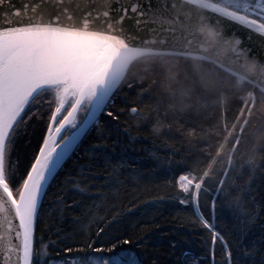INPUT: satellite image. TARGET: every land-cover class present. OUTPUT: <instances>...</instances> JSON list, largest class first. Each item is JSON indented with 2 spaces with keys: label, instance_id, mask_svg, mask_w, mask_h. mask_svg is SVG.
Here are the masks:
<instances>
[{
  "label": "snow or ice",
  "instance_id": "6c2138e0",
  "mask_svg": "<svg viewBox=\"0 0 264 264\" xmlns=\"http://www.w3.org/2000/svg\"><path fill=\"white\" fill-rule=\"evenodd\" d=\"M41 2L36 0L32 10ZM27 7L25 4V11ZM109 9L112 15L103 29L90 26L91 11L80 25H63L56 16L48 22L0 27V264H144L132 248L122 247L130 245L131 239L114 234L113 227L119 223L121 210L116 201L124 187V169L131 165L98 151L101 145L80 147L90 127L95 125L100 131L102 114L120 119L108 108L137 64H143L145 72L156 65L166 71V98L158 96L152 106L151 100L142 95L146 89H141V103L156 113L153 134L171 128L160 117L161 106L183 113L197 105L207 107L209 99L226 104L228 94L244 93L240 97L242 106L230 123L225 112L220 126L201 133L217 136L218 140L215 152L208 151L210 143L203 149L207 154L199 174L189 171L176 178L183 195L175 199L192 206L208 241L203 256L170 242L171 264H206L204 257H210L211 264H264V123L259 125L256 143L248 153L237 155L249 125L256 126L264 117V58L251 56L253 49L241 47L243 41L236 36L238 26L246 31L248 40L258 38L264 49V0H132L129 5H109ZM110 11L102 15L110 17ZM14 14L19 15L20 10ZM126 18L146 26L152 35L126 32ZM180 39L184 43L178 47L175 41ZM214 44L227 47L237 60L243 58L244 71L233 70L206 55ZM182 60L189 61L184 66L189 84L177 79L176 69ZM128 87H133L131 82ZM130 112L137 121L148 123L143 109L134 106ZM41 119H45L46 134L21 172L18 141L31 144V122ZM186 134L195 136L196 130L187 129ZM81 150L94 165H80L68 180L79 199L74 197L69 204L61 193L55 208L63 218L66 208L79 206L82 211L74 220V231L87 239L76 246V255L60 256L58 250L57 260L51 256L49 245L59 249L63 244V252L72 253L74 248L67 243L72 237H64L58 230L59 244L57 240H37L42 197L50 179L74 152ZM94 166L104 169L100 176L107 191L99 187L93 191L97 175ZM210 178L215 179L213 187L206 184ZM209 191L232 211L230 224L218 227L214 223L216 198L210 201L207 217L201 211V193ZM110 197L113 202L109 208L106 202ZM109 212L115 215H102Z\"/></svg>",
  "mask_w": 264,
  "mask_h": 264
},
{
  "label": "trees",
  "instance_id": "16d2710c",
  "mask_svg": "<svg viewBox=\"0 0 264 264\" xmlns=\"http://www.w3.org/2000/svg\"><path fill=\"white\" fill-rule=\"evenodd\" d=\"M187 63L189 61L182 60L180 67L176 69L178 81L184 84L190 83L185 79L184 66ZM144 67L143 64L134 66L114 94V102L108 110L118 114L120 119L116 121L102 114L100 131H97L94 126L84 137L80 147L87 149L89 146L101 145L98 151L111 153L117 160L124 159L131 165L130 168L124 169L122 177L124 187L120 189L121 196L116 201L121 211L119 223L113 226L114 234L131 239L130 245H122V247L132 248L144 260V264H171L170 242L176 241L181 247L191 249L194 253L203 256L207 252L208 241L206 230L195 220L192 206L182 205L175 199L178 194L183 195L179 193L176 178L179 174L189 171L199 174L207 154L203 149L210 143L212 146L208 151L215 152L218 140L217 136L201 135V133L220 126L225 112L230 123L242 106L240 97L244 93L228 94L226 104L220 103L215 98L209 99L207 107L197 105L183 113H173L161 106L160 117L165 123L171 124V128L165 127L160 134H153L152 123L156 113L151 110V107H145L141 103V89H146L142 95L145 99L151 100L152 106L156 105L158 96L166 98V71L156 65L152 70L145 72ZM222 75L228 74L222 73ZM129 82L132 83V88L128 87ZM134 106L144 110L149 117L148 123L137 121L131 114L130 108ZM166 110L168 114L165 116ZM45 119L31 122L28 137L32 141L31 144H28L26 140L18 141L17 147L23 162L21 172L24 171L37 142L46 134ZM261 123H264V117L256 126L249 125L245 132V140L241 142V147L237 150L238 156L246 155L256 143ZM125 128L128 131H124ZM190 128L196 130L195 136L186 134V130ZM133 137L135 139H132ZM86 163L94 165L90 157H85L83 150L74 152L48 185L42 201L36 227L37 240L43 238L45 243L57 240L58 230L64 237H72L67 241L74 248L72 253L63 252L64 245L59 244L58 240L59 249L49 245L48 250L51 256L57 260L60 258L57 256L58 250L60 256L76 255V246L87 239V236L80 231H74L77 228L74 220L81 216L82 209L79 206L66 208L63 218H60L55 208L57 197L61 193L69 204L74 197L79 199L68 180L71 176H75L80 165ZM93 170L97 174L93 191L97 187L107 191L103 187L100 176L104 169L94 166ZM244 171L246 175L247 169ZM206 184L213 187L215 179L206 180ZM213 198L217 199L214 223L218 227L230 224L233 220L232 211L212 191L201 193V211L206 217L209 215L210 201ZM112 202L110 197L106 202L109 208ZM103 214L115 215L111 212ZM93 231H95L94 228ZM204 259L206 264H211L210 257H204Z\"/></svg>",
  "mask_w": 264,
  "mask_h": 264
},
{
  "label": "water",
  "instance_id": "95a60500",
  "mask_svg": "<svg viewBox=\"0 0 264 264\" xmlns=\"http://www.w3.org/2000/svg\"><path fill=\"white\" fill-rule=\"evenodd\" d=\"M35 2L36 0H3V4L0 5V27H7L11 24H23L28 22H48L56 16H59V22L63 25H80L85 14L91 11L92 16L88 17V19L93 21V23L90 26L103 29L106 27V22L112 15L109 5H111V8L117 7L118 4L129 5L132 3V0H63V3H59L58 0H42L41 6L33 11L32 8ZM25 4L28 5L26 11L24 10ZM16 9L20 10L19 15L14 14ZM64 9H67V11ZM105 10L110 11V17H104L102 15ZM97 13H100L98 19L95 18ZM68 16H71L72 19H68ZM193 22H196L195 14ZM124 25L126 32L135 30L139 32L140 36L152 35L146 26L136 25L133 19L126 18ZM236 36L240 37L243 41L241 47L249 46L253 49V52L250 54L251 56H255L257 59L264 58V49L261 48L258 38L253 37L252 40H248L246 31L240 29L238 26L236 28ZM228 38L231 37L229 36ZM175 43L179 47L183 45L184 41L180 39L179 41H175ZM206 55H209L219 63H223L225 66L230 67L233 70L241 72L244 71L241 67L244 63L243 58L237 60L235 55L232 54L227 47L214 44L208 48ZM94 126L90 127L89 130H91ZM83 139L84 137L82 140ZM52 179H50V182ZM47 188L48 186L46 189ZM44 196L42 197V201Z\"/></svg>",
  "mask_w": 264,
  "mask_h": 264
}]
</instances>
